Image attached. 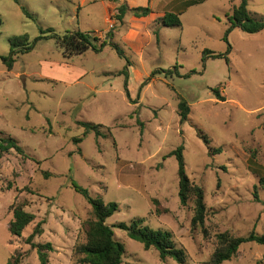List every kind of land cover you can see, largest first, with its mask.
Segmentation results:
<instances>
[{
  "label": "rangeland",
  "instance_id": "rangeland-1",
  "mask_svg": "<svg viewBox=\"0 0 264 264\" xmlns=\"http://www.w3.org/2000/svg\"><path fill=\"white\" fill-rule=\"evenodd\" d=\"M187 1L0 0V137H12L26 154L12 150L0 160V264L16 254L21 264H40L27 238L43 221V235L34 242L52 244L48 264H80L75 249L86 242L94 216L71 181L93 198L118 204L109 226L140 218L152 230L170 231L186 264H210L218 234L264 235V31L234 29L226 42L241 0H204L188 8ZM120 5L150 7L152 14L128 12L115 23ZM248 10L264 17V0H249ZM166 13H183L182 26H162ZM49 29L60 36L94 32L101 41L112 31L125 56L94 43L97 50L69 59L55 39L43 38L15 57L9 71L1 57L10 54L11 40L27 36L33 44ZM205 50L228 56L229 64L204 62ZM128 61L131 100L122 75ZM216 89L225 101L216 100ZM181 99L191 110L184 123ZM78 122L104 126L107 138L85 135ZM181 145L186 173L205 193L204 228L192 227L193 201L180 204L178 162L168 156ZM211 148L222 152L211 155ZM16 201L35 216L20 238L9 232ZM113 230L125 246L124 264H178ZM223 264H264V247L244 244Z\"/></svg>",
  "mask_w": 264,
  "mask_h": 264
},
{
  "label": "trees",
  "instance_id": "trees-1",
  "mask_svg": "<svg viewBox=\"0 0 264 264\" xmlns=\"http://www.w3.org/2000/svg\"><path fill=\"white\" fill-rule=\"evenodd\" d=\"M116 3L117 0H105ZM204 0H188L186 7H192L202 3ZM249 0H241L239 6L233 8L232 16L230 18V27L227 29L224 40L228 42V36L234 29H240L244 33L256 34L264 31V17H253L248 10ZM24 13L31 17L29 12L22 8ZM117 14L114 15L113 20L115 23H122L128 12L133 13L136 18H145L152 14L150 7H137L129 8L127 5H120L116 8ZM183 13H166L160 19L162 26L168 28L181 27V16ZM3 22L0 18V28ZM113 32L110 31L104 40L94 35V32H72L63 36L57 35L53 30H41V36L37 38L33 44H30L27 36L15 38L11 40V52L7 57H1L6 64L9 71L13 69L15 63V57L20 54H26L32 50L37 41L43 38L55 39L61 49L64 50L65 58H72L81 56L91 49L97 50L94 43H100V49H103L108 44L117 51L121 56H125L123 51L115 44L113 40ZM18 50L17 52H15ZM231 51L229 45L228 53ZM225 59L229 64L228 56L222 54H214L209 50L203 52V61L206 59ZM130 62H127V66L122 71V75L125 76V91L129 100H131L128 90V67ZM195 72H191L186 77H190ZM217 101H225L220 95L219 91L213 90ZM191 110L187 101L181 99L178 104V116L181 123L189 120ZM83 127L84 134L88 135L94 133L97 138H107V135L101 131L104 126L100 124H93L89 122H78ZM141 127V133L143 132V123L139 122ZM205 144L209 145V140L206 136L202 137ZM75 142H82L81 139H76ZM15 150L20 155L26 156L23 148L12 137H0V160L9 153ZM184 147L181 145L175 151L169 154L168 157H175L178 162V178H179V199L180 204L186 207L192 200L194 203V215L192 218L193 228H204L205 220L208 214V209L205 203V193L202 187L196 186L191 183L187 173L186 164L183 156ZM222 152L221 148L210 149L211 155H217ZM45 178L49 177L48 173L44 174ZM259 186L264 190V177L259 181ZM11 189V185L8 186ZM71 188L79 195H81L87 203L92 207V213L94 220L88 222L86 230V242L80 244L75 249V255L78 257V263L80 264H124L123 257L125 254V246L115 239V232L113 228L124 230L128 233V236L135 241L142 243L146 251L155 249L159 253V257L162 261L167 259H173L178 264H186V253L183 249L178 248L174 242L173 234L170 231L152 230L151 228L144 226L143 219L136 218L130 225L120 223L114 227L107 224V220L119 211L117 203H104L99 198H93L89 191L84 187L78 185L74 181H71ZM258 187L255 188V199L258 198ZM13 212V220L9 225V232L11 236L20 238L24 230L34 222L35 216L25 210V205L21 202H15L11 206ZM44 221L36 225L33 233L27 238V244L32 249L37 251L40 264H48V254L52 252L53 246L51 243L36 244L35 238L43 235ZM204 233L207 235L206 230ZM217 248L214 251L210 264H223L224 262L231 261L238 253L239 248L248 243H255L264 247V235H258L255 232H251L245 237H234L229 233H221L216 236ZM23 256L20 254L14 255L7 264H21Z\"/></svg>",
  "mask_w": 264,
  "mask_h": 264
}]
</instances>
